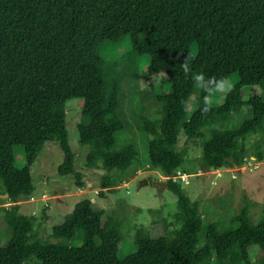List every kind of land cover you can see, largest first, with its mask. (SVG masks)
Returning <instances> with one entry per match:
<instances>
[{
  "label": "trees",
  "instance_id": "16d2710c",
  "mask_svg": "<svg viewBox=\"0 0 264 264\" xmlns=\"http://www.w3.org/2000/svg\"><path fill=\"white\" fill-rule=\"evenodd\" d=\"M124 35L131 36L135 53L150 55L148 72L133 73L138 83L152 91L171 83L170 92L156 95L161 116H143L139 129L148 135L150 166L167 176L179 211L137 225L84 197L48 234L72 240L82 228L85 243L47 241L38 217L21 210V200L34 196L37 173L55 145L64 154L58 175L85 185L69 141L70 98L83 102L78 128L81 143L90 146L87 163L106 171L100 195L114 190L115 174L138 160L134 143L116 147V132L127 127L120 115L123 78L112 79L113 68L99 53L106 41ZM193 43L197 55L189 64ZM236 71L240 80L225 102L204 111L208 93L201 87L196 94L193 76L219 80ZM235 111L249 112L240 126L217 125ZM206 127L211 136L203 142L204 170L246 164L254 133L262 138L257 159L264 160V0H0V181L11 203L0 220V230L10 232L0 243V264H28L32 256L42 264H264V218L254 221L247 203L230 221L206 222L200 203L173 177L183 172L181 132L198 138ZM16 145L26 151L22 168L15 165ZM132 226L136 251L121 259L119 243Z\"/></svg>",
  "mask_w": 264,
  "mask_h": 264
},
{
  "label": "rangeland",
  "instance_id": "374dc122",
  "mask_svg": "<svg viewBox=\"0 0 264 264\" xmlns=\"http://www.w3.org/2000/svg\"><path fill=\"white\" fill-rule=\"evenodd\" d=\"M105 63L111 65L114 71L112 79L122 77V92L120 115L127 127L116 132V147L122 148L127 143H134L139 149V157L134 165L126 172L115 174L116 186L112 191L100 195L103 168L90 167L87 155L89 145L80 141L78 124L81 121L82 99L70 98L66 103L67 128L69 141L76 154L75 166L83 172L84 186L77 183L75 176L61 177L57 173V166L63 161V151L55 145L56 153L45 158L44 171L37 173L34 196L21 200V210L25 214H35L38 217V231L41 237L50 242H63L73 247H81L85 243V233L77 228L72 240L50 237L48 228L56 225L62 215L73 210L75 204L84 197H91L99 207L108 213H115L119 217H128L131 224H151L159 216H172L179 211L178 195L167 187V176L160 168L150 166L148 135L139 129L143 116L156 119L161 116V103L156 95L171 91L169 81L160 82L155 91L140 85L133 77V73L146 74L150 65V55L138 54L133 51L130 35H124L116 41H106L99 49ZM197 44L193 43L188 57V63L195 61ZM232 88L240 80L238 71L227 78ZM231 88V89H232ZM201 87H196V94H200ZM231 91V90H230ZM229 91V92H230ZM216 93L212 96V107H218L225 102L229 93ZM247 111H235L226 120L217 125L225 128H235L241 125ZM251 116V114L249 115ZM211 136L209 127L203 129V135L198 138H189L181 132L177 149L184 154L183 170L184 189L187 194L201 205L205 221H230L244 204H249L254 221L264 218V160L257 159L255 150L258 143H262L259 134L254 133L248 139L249 155L243 166L221 167L204 170L201 159L203 142ZM15 165L22 168L27 164L26 151L23 145L14 147ZM255 161V162H254ZM257 165V167H256ZM143 181V184L141 182ZM166 182V183H163ZM3 191L0 181V220L4 216V207L11 205L8 195ZM49 217H44L45 209ZM151 209H160L155 213ZM2 220V221H3ZM230 223V222H229ZM127 232L120 241L118 256L124 259L136 251L135 229ZM10 237V232L0 230V243ZM99 242V240H97ZM201 245V244H200ZM28 264H42L35 256L27 260ZM209 264H216L211 260Z\"/></svg>",
  "mask_w": 264,
  "mask_h": 264
},
{
  "label": "clouds",
  "instance_id": "9594fccd",
  "mask_svg": "<svg viewBox=\"0 0 264 264\" xmlns=\"http://www.w3.org/2000/svg\"><path fill=\"white\" fill-rule=\"evenodd\" d=\"M181 67L184 69L186 74L189 72L187 58H185V62L181 64ZM193 80L195 81L197 87H203L208 93V95H206L204 98V111H207L211 106L212 96H214L216 93L226 94L232 88V84L228 79L220 78L217 80L215 77H212L206 81L202 73L194 75Z\"/></svg>",
  "mask_w": 264,
  "mask_h": 264
},
{
  "label": "built area",
  "instance_id": "2783aa9c",
  "mask_svg": "<svg viewBox=\"0 0 264 264\" xmlns=\"http://www.w3.org/2000/svg\"><path fill=\"white\" fill-rule=\"evenodd\" d=\"M254 162H255V161H254ZM256 167H257V165H256ZM183 175H184V173L181 172V171H179V172H178L176 175H174L173 177H174L175 180H177V179L183 177Z\"/></svg>",
  "mask_w": 264,
  "mask_h": 264
},
{
  "label": "water",
  "instance_id": "95a60500",
  "mask_svg": "<svg viewBox=\"0 0 264 264\" xmlns=\"http://www.w3.org/2000/svg\"><path fill=\"white\" fill-rule=\"evenodd\" d=\"M163 183H166V182H163ZM141 184H143V181L141 182ZM5 195H8V193H6Z\"/></svg>",
  "mask_w": 264,
  "mask_h": 264
}]
</instances>
